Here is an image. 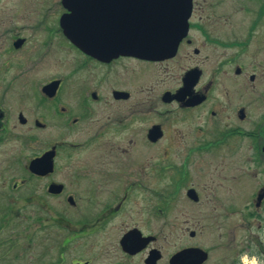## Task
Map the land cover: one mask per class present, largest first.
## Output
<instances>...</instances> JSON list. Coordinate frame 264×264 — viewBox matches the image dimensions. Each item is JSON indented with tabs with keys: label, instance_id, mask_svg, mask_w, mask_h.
I'll return each instance as SVG.
<instances>
[{
	"label": "flooded vegetation",
	"instance_id": "1",
	"mask_svg": "<svg viewBox=\"0 0 264 264\" xmlns=\"http://www.w3.org/2000/svg\"><path fill=\"white\" fill-rule=\"evenodd\" d=\"M140 2L0 0L6 219L32 221V264H214V252L264 264V0H192L186 35L159 60H102L64 33L73 9L108 25ZM182 188L211 225L224 221L211 230L220 244L203 249L189 229L179 248L159 244V204Z\"/></svg>",
	"mask_w": 264,
	"mask_h": 264
},
{
	"label": "water",
	"instance_id": "2",
	"mask_svg": "<svg viewBox=\"0 0 264 264\" xmlns=\"http://www.w3.org/2000/svg\"><path fill=\"white\" fill-rule=\"evenodd\" d=\"M191 1L141 0L139 6L124 10L117 24L108 25L88 24L86 20H94L96 14L73 9L63 18L64 33L82 51L102 60L119 55L149 60L171 57L186 35ZM196 255H203L200 261L206 257L201 250Z\"/></svg>",
	"mask_w": 264,
	"mask_h": 264
},
{
	"label": "rangeland",
	"instance_id": "3",
	"mask_svg": "<svg viewBox=\"0 0 264 264\" xmlns=\"http://www.w3.org/2000/svg\"><path fill=\"white\" fill-rule=\"evenodd\" d=\"M137 94V93H136ZM173 136V134H171ZM174 148V147H173ZM149 152H155L159 151L157 145H150L148 148ZM174 149H171L170 158L172 159L174 157ZM174 159L170 160L172 162ZM205 167V165H203ZM169 177L171 175H167L166 183L169 182ZM163 187V186H161ZM200 189H203L202 187H199ZM175 189V188H174ZM178 188L175 189L174 193H169L172 198H174L175 193L177 192ZM225 194L232 195V197H239L240 193L238 191H235L233 189H224ZM207 192L206 189H204L203 199L206 196ZM169 196V198H170ZM174 202H166L164 205L159 204V206H163L164 210V216L161 218V222H159L158 219H155L158 223L157 226H159L161 223L163 224V230L161 235L159 236L160 241L159 244L163 245L165 250L167 252L173 251L176 248H179L182 246V244L187 243L188 240V231L194 230L196 233V243L198 246L202 247L203 249L213 247V245H218L221 243L219 230L216 232L214 231V235L211 234V230L217 228V227H224L225 225H222V220H214V225H211L210 220L207 218L206 211H208L209 205L205 203V200L203 201V204L201 205H194L188 201L186 198L185 188L180 190L179 197L176 199H173ZM12 204H9L7 202L1 201L0 198V264H32L31 257L34 253V249L31 243V237L30 235V224L32 221L30 218H23V214L19 217L16 215H13L6 219L8 212V208ZM225 208L231 209L233 206L224 204ZM15 207V206H14ZM194 207L197 208V210L194 209ZM237 207V206H236ZM23 211V209H22ZM21 211V212H22ZM153 211V210H151ZM197 212V218H186L185 215H191L193 212ZM5 218V219H4ZM241 221L236 218H231L228 221V228L230 229L232 225H239L240 227ZM186 231V232H185ZM224 229H221V233L224 232ZM234 231H231L230 237H234ZM244 231H235V240L236 242H231V244H239L241 234H243ZM247 234V233H246ZM245 234V235H246ZM227 238L228 233L226 232ZM225 238V236H222ZM224 242V239H223ZM38 248V247H37ZM227 247L223 246L222 248L218 247V250H225ZM39 249V248H38ZM232 249V246H231ZM40 250V249H39ZM38 250V251H39ZM37 251V252H38ZM222 251V252H223ZM227 252L225 251L224 254ZM231 254V252H230ZM47 257H45L46 259ZM45 259L43 258V263H45ZM214 264H224V259L217 258L216 252L213 254V260ZM218 261H221L220 263H217Z\"/></svg>",
	"mask_w": 264,
	"mask_h": 264
},
{
	"label": "clouds",
	"instance_id": "4",
	"mask_svg": "<svg viewBox=\"0 0 264 264\" xmlns=\"http://www.w3.org/2000/svg\"><path fill=\"white\" fill-rule=\"evenodd\" d=\"M253 264H257L256 260L254 259Z\"/></svg>",
	"mask_w": 264,
	"mask_h": 264
}]
</instances>
